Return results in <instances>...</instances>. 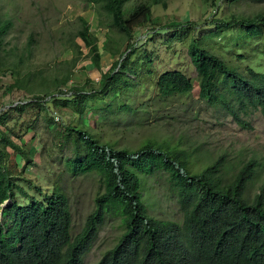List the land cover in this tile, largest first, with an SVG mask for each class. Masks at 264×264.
Here are the masks:
<instances>
[{
  "label": "rangeland",
  "instance_id": "rangeland-1",
  "mask_svg": "<svg viewBox=\"0 0 264 264\" xmlns=\"http://www.w3.org/2000/svg\"><path fill=\"white\" fill-rule=\"evenodd\" d=\"M148 1L130 0V4ZM162 3L165 6L152 8V20L157 23L136 28L134 38L127 43L131 48L122 44L119 49L118 56L129 54V57L121 75L116 77L122 81L114 88L120 94L116 96L117 102L102 111L92 106L81 116L74 113L71 105L63 107L52 102L49 95L57 96L53 82L68 75L66 89L76 86L90 91L100 80L83 43L76 39L80 18L88 23L90 33L98 40L102 72L110 70L118 56L103 51L102 44L108 37L116 41L118 37L104 11L90 0H0V20L12 23L0 49V114L31 102L37 95L12 89L14 79L32 74V78L44 80L48 85L41 93L49 90L40 94L44 98L42 104L46 105L42 110L36 106L25 108L20 114L8 113L0 125V137L4 133L18 146H22L19 139L22 137L25 143L22 148L30 159L28 164L19 155L14 159L18 170L15 183L19 186L16 201L27 205L28 199L41 200L60 187L69 200L72 235L80 232L94 210L99 179L95 174L74 176L67 170L68 159L74 157L67 128H81L101 143L133 152L149 140L169 149L180 145L190 152L194 172L222 157L224 181L253 161L256 175L246 189L248 201L254 200L264 183L263 115L259 110L240 114L246 124L242 127L219 105L202 101L187 48L188 42L191 44L198 37L204 49L224 59L229 66L244 73L249 68L264 73V56L256 51H260L258 45L236 23L264 14V0H162ZM222 22L233 25L230 30H216ZM173 70H180L192 79L194 89L187 95L162 99L155 90L156 81L160 74ZM14 72L20 75L15 77ZM123 87L129 89L121 91ZM126 105L130 106V112L124 110ZM166 176L159 173L140 176L143 203L152 218L181 224L183 213ZM1 213L0 210V220ZM122 233L121 219L106 217L84 257V264L97 263Z\"/></svg>",
  "mask_w": 264,
  "mask_h": 264
},
{
  "label": "trees",
  "instance_id": "trees-1",
  "mask_svg": "<svg viewBox=\"0 0 264 264\" xmlns=\"http://www.w3.org/2000/svg\"><path fill=\"white\" fill-rule=\"evenodd\" d=\"M90 2L100 6L117 34L118 41L108 37L102 44L103 51L114 57L120 54L122 44L129 46L136 28L157 23L152 20V8L165 6L162 0L137 5L130 4V0ZM79 21L81 28L76 39L83 43L100 80L90 91L76 86L66 89L70 80L68 75L53 82L57 96H49L52 102L63 107L71 105L76 115L84 116L85 109L92 106L102 111L117 102L116 96L120 94L117 95L114 88L117 89L122 81L116 77L125 67L129 54L118 56L110 70L103 73L98 40L90 33L88 23L82 18ZM236 23L255 46L258 45L260 51L254 50L264 56V14L242 18ZM232 25V22H222L216 30H230ZM11 27L10 21L0 20V49ZM198 40V37L193 38V42L186 46L197 74L199 98L207 104L219 105L242 127L246 124L241 121L240 114L259 110L264 117V73L250 68L244 73L229 66L224 59L204 49ZM80 49L77 44V50ZM12 75L20 74L14 72ZM193 84L192 79L180 70L166 71L158 77L155 90L162 99L173 98L192 93ZM11 88L24 89L29 94L36 92L37 95L31 102L0 114V125L8 113L20 114L25 108L39 106L42 110L41 107H46L40 96L49 91L41 93L48 88L44 80H37L29 74L26 78L14 79ZM123 89L129 87H123L121 91ZM124 110L130 112L131 108L126 105ZM55 120L57 122L59 118ZM65 132L73 141L74 153V157L67 161V170L74 176L95 174L99 179L94 210L87 216L80 232L72 235L69 200L60 187L41 200L31 198L27 205L19 204L16 201L19 186L15 183L18 170L14 159L19 155L27 164L30 159L22 148L25 143L21 136L22 146H18L2 133L0 264H84V257L106 217L121 219L123 233L114 247L95 264H264V183L254 200L245 198L246 189L256 175L253 161L243 165L230 180L224 181L222 157L194 172L190 152L180 145L169 149L149 140L133 152L101 143L81 128H67ZM155 173L167 175L183 213L181 224L152 218L148 214L143 203L140 176Z\"/></svg>",
  "mask_w": 264,
  "mask_h": 264
},
{
  "label": "clouds",
  "instance_id": "clouds-1",
  "mask_svg": "<svg viewBox=\"0 0 264 264\" xmlns=\"http://www.w3.org/2000/svg\"><path fill=\"white\" fill-rule=\"evenodd\" d=\"M194 82V81H193ZM193 86H194V84H193ZM7 203H5V205H6ZM4 208V207H3ZM2 211V210H1Z\"/></svg>",
  "mask_w": 264,
  "mask_h": 264
},
{
  "label": "water",
  "instance_id": "water-1",
  "mask_svg": "<svg viewBox=\"0 0 264 264\" xmlns=\"http://www.w3.org/2000/svg\"><path fill=\"white\" fill-rule=\"evenodd\" d=\"M6 203H9V201H8V202H6Z\"/></svg>",
  "mask_w": 264,
  "mask_h": 264
}]
</instances>
